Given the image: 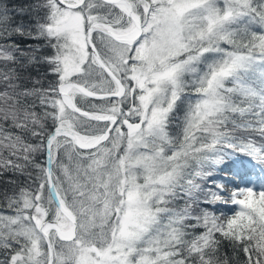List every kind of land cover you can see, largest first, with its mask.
<instances>
[{
  "label": "snow or ice",
  "instance_id": "obj_1",
  "mask_svg": "<svg viewBox=\"0 0 264 264\" xmlns=\"http://www.w3.org/2000/svg\"><path fill=\"white\" fill-rule=\"evenodd\" d=\"M252 136L264 0H0V264H264Z\"/></svg>",
  "mask_w": 264,
  "mask_h": 264
},
{
  "label": "trees",
  "instance_id": "obj_2",
  "mask_svg": "<svg viewBox=\"0 0 264 264\" xmlns=\"http://www.w3.org/2000/svg\"><path fill=\"white\" fill-rule=\"evenodd\" d=\"M180 115H183V112H180ZM252 139H254L257 142V146H260L261 143H264V140L260 138L259 136H252ZM223 165L227 166L229 165L232 169H237L236 172L240 175L239 176V182L243 186L249 185V186H264V160L257 159L256 157L247 154L245 152L241 151H235L230 150L227 151L226 154L223 155L222 162L219 164L210 165L207 171H209L212 176L215 172H217L214 176L217 179L227 180V181H235L233 178L228 177L226 175H220L219 169L223 167ZM208 175V176H210ZM217 175V176H216ZM207 176V177H208ZM23 180V177L20 178ZM205 181V180H204ZM203 181V186L205 187V183ZM218 185V183H217ZM0 187H3L2 184H0ZM213 204H206L205 207L215 211V208H218L217 210L220 211H232L231 209L236 206V203H227V202H219L212 206ZM236 208V207H235ZM230 253V250H227ZM241 258L243 259V254H241Z\"/></svg>",
  "mask_w": 264,
  "mask_h": 264
},
{
  "label": "rangeland",
  "instance_id": "obj_3",
  "mask_svg": "<svg viewBox=\"0 0 264 264\" xmlns=\"http://www.w3.org/2000/svg\"><path fill=\"white\" fill-rule=\"evenodd\" d=\"M219 170H220L219 171L220 175H226L227 179H228V177H230V178H233L235 181L233 182V181L217 179L214 176L217 173V172H215L214 174H212V176L210 175V176H208L205 179V181H204L205 188L214 189V190L219 191L217 186L221 185V186L224 187L225 190H229L230 189L232 191H237V192L242 190V189L243 190L252 189L253 191H255L257 193H259L260 191H264V186H256V187H254V186H249V185H246V186L241 185L240 184L241 182H239V176L240 175L236 172V170H237L236 168L235 169H233V168L231 169L229 165H227V166L223 165V167H221ZM217 183H218V185H217ZM222 194L223 195H227V191H225ZM227 203H232V202H227ZM235 207L231 209L232 211L228 210L226 212H224V211L222 212L220 210H217L218 208H215L216 210L214 212L217 213V214L226 215V216L230 217V216L235 215L240 210V206L238 204H236Z\"/></svg>",
  "mask_w": 264,
  "mask_h": 264
}]
</instances>
